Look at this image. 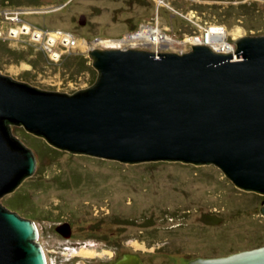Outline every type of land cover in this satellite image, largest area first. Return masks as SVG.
I'll list each match as a JSON object with an SVG mask.
<instances>
[{
  "label": "rangeland",
  "instance_id": "rangeland-1",
  "mask_svg": "<svg viewBox=\"0 0 264 264\" xmlns=\"http://www.w3.org/2000/svg\"><path fill=\"white\" fill-rule=\"evenodd\" d=\"M187 17L224 25L233 43L241 35L264 34V0H0V73L72 93L96 78L88 53L92 47H126L128 34L142 24L158 26L172 43L154 48L137 40L131 46L189 50L190 44L182 42L198 27ZM50 36L54 40L48 45ZM10 129L32 149L36 167L0 202L32 218L44 235L39 242L49 248L71 241L53 233L59 221L71 223L76 240L94 242L91 237L98 232L115 229L132 248L159 252L156 264H181V255L223 256L264 244L259 210L264 195L237 187L212 163H127L60 149L50 155L37 140L45 141L42 137L16 124Z\"/></svg>",
  "mask_w": 264,
  "mask_h": 264
},
{
  "label": "water",
  "instance_id": "water-1",
  "mask_svg": "<svg viewBox=\"0 0 264 264\" xmlns=\"http://www.w3.org/2000/svg\"><path fill=\"white\" fill-rule=\"evenodd\" d=\"M231 53L92 47L94 82L72 93L0 73V198L36 167L11 133L22 126L50 146L121 162L214 164L239 188L264 195V34ZM264 216V202L259 208ZM58 229L70 234V223ZM32 218L0 202V264H47ZM188 264H264V244Z\"/></svg>",
  "mask_w": 264,
  "mask_h": 264
},
{
  "label": "flooded vegetation",
  "instance_id": "flooded-vegetation-1",
  "mask_svg": "<svg viewBox=\"0 0 264 264\" xmlns=\"http://www.w3.org/2000/svg\"><path fill=\"white\" fill-rule=\"evenodd\" d=\"M64 222L68 221H59L58 225ZM70 227L71 231L68 236H65L58 227H53V233L58 238L71 240L70 243L62 245L55 244L57 250L49 248L45 242L44 244L40 243L44 250L47 264H156L154 263L156 261L154 256L159 252L148 248H132L129 246L126 237L115 229L98 232L96 236L91 237L95 241L90 242L84 239L76 240L71 223ZM37 229V240L39 241V237L44 235L42 231L40 232L41 227L39 229L37 226ZM62 248H69L73 251H61ZM181 256L183 258L181 264H188L190 258L184 257V255ZM173 261L176 264L175 260Z\"/></svg>",
  "mask_w": 264,
  "mask_h": 264
},
{
  "label": "built area",
  "instance_id": "built-area-1",
  "mask_svg": "<svg viewBox=\"0 0 264 264\" xmlns=\"http://www.w3.org/2000/svg\"><path fill=\"white\" fill-rule=\"evenodd\" d=\"M174 12L177 14H182L179 10H176L175 8H174ZM187 19L191 22L192 26L194 25V26L198 27V32H199V34H198V32H196V30L194 29L193 31H194V33L195 32L196 33L190 34L189 37L198 36L200 39H202V40H199L198 42H192L190 40L183 41L182 43L185 45H186V43L190 44L189 49L191 48V45L193 43H204V44L209 45L215 51L223 52V53H231L232 59L237 58L236 52H235L236 51V44H235V42L233 43L227 39V29L224 25H222V24H207V23L202 24L199 22L198 19H195L194 17H187ZM153 27L158 28L160 35H166L162 32V30L158 26H153L150 24H142L141 27L139 28V31H141L142 29H145L146 30L145 33H148L149 30ZM214 27L216 30H213ZM138 32L136 31L134 33H130V34H128V36L126 38H128L129 36L136 35ZM58 33L61 34L62 31H58ZM40 34L42 35V32H40ZM40 34L36 32L35 36L39 37V36H41ZM203 38H204V41H203ZM209 38H210V40H208ZM69 39H70V35L66 34L64 40L67 41ZM53 40L54 39L52 38V36H50V38L48 40V42H49L48 45H50ZM99 40L100 39H96V41H99ZM139 42H141L142 46L149 44V42L145 38L144 39H138L137 43H139ZM165 42L166 41H162V43H164V44H165ZM178 42H181V40H179ZM137 45H139V44H137ZM162 47L164 50L165 46H161L159 48V51L162 50Z\"/></svg>",
  "mask_w": 264,
  "mask_h": 264
},
{
  "label": "bare ground",
  "instance_id": "bare-ground-1",
  "mask_svg": "<svg viewBox=\"0 0 264 264\" xmlns=\"http://www.w3.org/2000/svg\"><path fill=\"white\" fill-rule=\"evenodd\" d=\"M213 30H216L215 27H214ZM145 32H146V30L145 29H142L136 35L129 36L128 38H126L128 41H130L129 42V45L131 46L134 41H137L138 39H144V38L147 39V41L149 42V44L150 45H153L154 48L157 47L156 45L164 44V43H162V41H166L167 43H171V39L168 36H166V35H160L159 34L158 28H154L153 27V28H151L149 30L148 33H145ZM186 40H190L192 42H198L199 40H202V39H200L198 36H195V37L192 36V37H188ZM208 40H210V38ZM122 41H119V39L118 40H116V39L111 40V42H122ZM203 41H204V38H203ZM124 45L125 46H129L127 44H124ZM111 47H114V46H111ZM154 51L156 53L159 52V50H157V51L154 50Z\"/></svg>",
  "mask_w": 264,
  "mask_h": 264
},
{
  "label": "trees",
  "instance_id": "trees-1",
  "mask_svg": "<svg viewBox=\"0 0 264 264\" xmlns=\"http://www.w3.org/2000/svg\"><path fill=\"white\" fill-rule=\"evenodd\" d=\"M37 140H40L42 143H45V145H46V149L48 150V151H50V155H52L53 153H58V152H60L57 148H54V147H52V146H50L49 144H47L45 141H43L41 138H38ZM21 197H22V199H24V200H26V202H28L27 201V198L25 197V195H20ZM12 202H14V200H12ZM21 203V202H20ZM17 206V205H16ZM18 207H19V204H18Z\"/></svg>",
  "mask_w": 264,
  "mask_h": 264
}]
</instances>
